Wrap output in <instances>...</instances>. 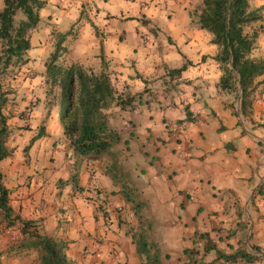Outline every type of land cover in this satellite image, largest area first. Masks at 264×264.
I'll return each instance as SVG.
<instances>
[{
	"label": "crops",
	"instance_id": "obj_1",
	"mask_svg": "<svg viewBox=\"0 0 264 264\" xmlns=\"http://www.w3.org/2000/svg\"><path fill=\"white\" fill-rule=\"evenodd\" d=\"M80 1L47 0L40 20L50 4L55 8L49 20L55 23L71 14L78 22L86 17L90 22L79 26L75 63L83 68L99 64L102 69L103 60L117 93L137 95L131 105L114 106L106 113L121 135L112 151L125 147L116 152L118 164L142 202L144 222L161 224L165 237L181 247L183 255L196 234L209 233L221 253L244 248L264 258V73L256 78L251 110L244 117L238 95L220 86L222 69L215 58L219 47L190 16L200 0H84L89 1L90 17ZM123 2L135 4L119 7ZM249 6L261 15L244 28L257 35L250 56L264 59V0H249ZM183 65L179 74L171 72ZM56 112L50 109L40 137L32 141L42 129L38 132V123L30 119L35 128L24 133V143L5 142L10 152L0 160V174L10 205L40 233L66 241L69 256L91 245L87 251L115 264L126 240L123 232L115 235L106 229L107 215L122 212L131 217L136 223L131 239L139 221L121 185L107 172L109 160L74 155L58 122L54 125ZM181 122L184 127L172 131ZM64 179L67 183L61 182ZM107 195L111 212L100 216L96 200ZM63 205L66 211L60 209ZM114 219L112 230L117 226ZM105 236L112 241L106 243ZM20 237L17 224L0 223V264H40L38 250L21 247ZM92 237L104 240L97 243ZM130 252H136L135 245ZM209 256L213 264H234L217 258L214 249ZM249 264H264V259Z\"/></svg>",
	"mask_w": 264,
	"mask_h": 264
},
{
	"label": "trees",
	"instance_id": "obj_2",
	"mask_svg": "<svg viewBox=\"0 0 264 264\" xmlns=\"http://www.w3.org/2000/svg\"><path fill=\"white\" fill-rule=\"evenodd\" d=\"M0 10V74L10 64L24 63L23 54L30 48L29 33L40 21L39 11L45 5L43 0H3ZM21 12L24 18H16ZM200 28L211 33L212 43L219 47L216 60L220 63L222 75L220 86L233 91L237 97L241 87L239 101L240 113L247 117L251 110L256 78L264 73V59L250 56L256 42V34L244 31L246 25L261 18L259 9H250L249 0H202L198 10L192 13ZM93 25V24H92ZM94 26V25H93ZM95 27V26H94ZM97 31V28H94ZM59 45L46 61V82L57 85L60 89L59 100L64 103L61 122L64 135L74 153L86 159H102L108 156V173L115 185H121L125 200L131 203L139 221V230L132 234V241L140 264H164L160 245L149 238L146 222L142 216V202L132 187L129 186L128 172L118 164L117 153L112 151L122 138L117 129L110 126L106 111L114 106L124 108L136 100L137 95L124 96L116 92L109 72L104 67L95 72L79 65L64 67L56 63L61 49ZM100 56L103 59V47L100 41ZM103 65V60H102ZM185 67L175 68L171 72L179 74ZM50 92V90H48ZM0 103V160L9 155L5 146L8 126L1 113ZM44 129V128H43ZM42 132L32 138V141ZM5 221L8 227L19 226L20 245L23 248L38 250L40 264H71L66 255L67 242L61 238L49 237L40 233L37 226L23 220L15 214L9 202L8 189L2 183L0 174V223ZM194 236L192 247L185 248L183 264H213L205 257L214 249L216 257L234 264H249L264 259L244 248L230 254L216 250L209 233ZM198 243H202V248ZM260 252L259 248H254Z\"/></svg>",
	"mask_w": 264,
	"mask_h": 264
},
{
	"label": "rangeland",
	"instance_id": "obj_3",
	"mask_svg": "<svg viewBox=\"0 0 264 264\" xmlns=\"http://www.w3.org/2000/svg\"><path fill=\"white\" fill-rule=\"evenodd\" d=\"M80 3L84 4V6L86 7V12L88 13V17H90L91 8L88 6V4H86L89 3V1L81 0ZM201 3L202 0H200V3L198 2V4L194 5L190 9V16L192 17V21L194 20L192 13L200 8ZM129 4L133 5L135 3L123 2L120 3L119 7H126ZM3 6L4 1L1 0L0 10L3 8ZM54 8L55 7H53V5L51 4L47 5V7L43 9L45 13L44 15H42L43 17L41 18L40 22H38L35 29H32L30 31L29 38L33 46L31 50H29L28 52L26 51L23 54V58H26V61H23L24 63H12L6 70H4L0 74V103L2 105L1 113L5 116V121L8 126V137L6 139V142H10L13 146L15 144L16 146H18L21 143L25 142L22 141L25 139L24 133H27L26 131L30 130L31 128H35L31 127L34 122L38 123V130L36 129L38 132H40L41 129L45 128L43 123L47 121L48 115L50 114V109L52 108L56 109V113L58 114V119L55 121L54 125L56 124V122H58L59 124L62 123L59 116L61 117V111L64 109V103L59 100V87L57 85H49L46 82L47 78L45 62L49 60L51 54L58 47L60 38H62L63 42H61V46H66L67 51L62 55V52H64L66 48L60 50L56 63L64 67H69L73 64L78 65L77 63H75L78 57V52L76 50V47L74 46L78 36L81 34L79 33L80 27H82L83 29V27L90 21L85 17L80 19V22H78V18H75V14H71L69 17H65L60 24L55 23L54 20H49ZM16 18L19 20V18L24 17L23 14L19 12L18 15H16ZM207 33L210 35L209 32ZM2 47V42L0 41V51L2 50ZM41 49H44L43 53H47V55L43 54L42 51L40 52ZM33 52L35 54H32ZM98 65H92L91 69L95 72H99L101 69L97 67ZM175 66L176 65H174V67ZM103 67L104 66L102 65V68ZM85 69L88 68L85 67ZM48 90H50V92H48ZM30 119H32L34 122L31 123L32 121H30ZM58 123L57 126H60L58 130L61 129V136L66 138L64 135L63 124L61 126ZM38 132L37 134H39ZM116 147L117 146H114L113 150H116ZM124 149L125 147H123L121 150ZM104 157L105 160L108 159V156ZM70 172L71 171H69L67 176L71 181L70 184L73 185L74 180H71V178H69ZM59 175H62V173L60 172ZM61 182L67 183L66 179L62 180ZM108 195L106 199L99 197L101 202L98 199L96 200V210L99 211L100 216L104 215L105 210L107 211L106 213L111 212L110 207L107 204L110 201L108 200ZM67 204L69 206L71 205V203H69L68 201ZM67 208L68 207H65L64 205L60 207V209H62L63 211H66ZM119 211L120 210H118L117 212ZM131 212V208H126V213ZM117 214L118 215H116V213L114 212V216L116 219H114V222L115 225L117 224V226H115L116 229L112 230L111 226V219L112 217H114L113 215H107V219L103 223V225L106 226L107 230H111L112 234L119 235V231L123 232V238L126 240V242L123 243V254L121 255V258L114 263L126 264L128 263V260H138V263L140 264L141 258L139 257V255L136 252H130V249H132L134 246L131 241V233L134 230V226L136 225V223L134 220V223H132L131 217H128L127 214L123 215L122 212H119ZM144 215L146 218H150L148 217L149 213L146 212V209L144 210ZM119 217L121 218V220L117 222ZM145 226L146 231L149 234V238L153 241H156L160 245L162 249V259L164 264H182V261L184 259L182 248L178 245L175 246L173 244V240L168 239L169 237H165L161 224L148 223V225L145 224ZM112 234L110 236H112ZM110 236L109 238H106L105 236L106 243L112 241V239H110ZM171 236L172 235H170V237ZM92 239L97 243H101L104 240V238L98 239V237H92ZM90 246L85 245L83 249L79 248L77 250V254L75 256L72 255V257L69 256L68 253H66L67 257L71 260V264H107L108 260L100 261L99 258L95 255V252L91 253L90 250L87 251V247ZM205 260L212 261L209 254L205 257Z\"/></svg>",
	"mask_w": 264,
	"mask_h": 264
},
{
	"label": "built area",
	"instance_id": "obj_4",
	"mask_svg": "<svg viewBox=\"0 0 264 264\" xmlns=\"http://www.w3.org/2000/svg\"><path fill=\"white\" fill-rule=\"evenodd\" d=\"M184 125H185V122H181L178 126L173 127L172 131L177 132V131H179L182 127H184Z\"/></svg>",
	"mask_w": 264,
	"mask_h": 264
},
{
	"label": "water",
	"instance_id": "obj_5",
	"mask_svg": "<svg viewBox=\"0 0 264 264\" xmlns=\"http://www.w3.org/2000/svg\"><path fill=\"white\" fill-rule=\"evenodd\" d=\"M241 92H242V90H241V87H240V88H239V94H238V98H237L238 105H239V100H240V95H241Z\"/></svg>",
	"mask_w": 264,
	"mask_h": 264
}]
</instances>
